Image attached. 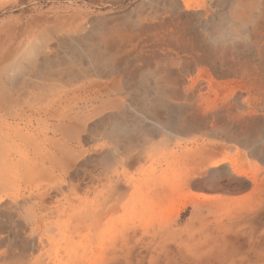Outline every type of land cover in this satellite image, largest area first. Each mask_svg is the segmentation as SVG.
<instances>
[{
  "label": "bare ground",
  "instance_id": "bare-ground-1",
  "mask_svg": "<svg viewBox=\"0 0 264 264\" xmlns=\"http://www.w3.org/2000/svg\"><path fill=\"white\" fill-rule=\"evenodd\" d=\"M0 264H264V0H0Z\"/></svg>",
  "mask_w": 264,
  "mask_h": 264
},
{
  "label": "rangeland",
  "instance_id": "rangeland-1",
  "mask_svg": "<svg viewBox=\"0 0 264 264\" xmlns=\"http://www.w3.org/2000/svg\"><path fill=\"white\" fill-rule=\"evenodd\" d=\"M99 12H105V10L104 9H101ZM98 13V12H97Z\"/></svg>",
  "mask_w": 264,
  "mask_h": 264
}]
</instances>
